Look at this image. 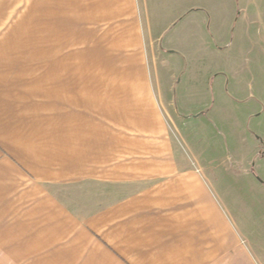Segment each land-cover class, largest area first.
I'll list each match as a JSON object with an SVG mask.
<instances>
[{"label": "crops", "instance_id": "crops-1", "mask_svg": "<svg viewBox=\"0 0 264 264\" xmlns=\"http://www.w3.org/2000/svg\"><path fill=\"white\" fill-rule=\"evenodd\" d=\"M69 2L67 39L44 20L36 35H20L12 27L30 20L0 14V264H241L246 250L210 175L162 140L158 107L174 108L175 96L161 83L149 9L174 10L171 22L188 8L225 6L227 16L234 6L252 10L262 27L254 39L264 42V0ZM110 75L138 78L110 82ZM253 91L232 85L219 97L248 107L239 116L250 147L242 158L229 153L247 174L252 169L241 165L264 157L254 127L260 111L247 101L264 102ZM141 147L149 159L117 161ZM86 177L122 182L119 207L132 214H60L61 183Z\"/></svg>", "mask_w": 264, "mask_h": 264}, {"label": "rangeland", "instance_id": "rangeland-1", "mask_svg": "<svg viewBox=\"0 0 264 264\" xmlns=\"http://www.w3.org/2000/svg\"><path fill=\"white\" fill-rule=\"evenodd\" d=\"M5 4L13 9H0L3 19L30 20L29 26L12 27L22 30L18 34L36 35V22L44 20L46 25H58L67 39L69 24L74 19L69 0H0L1 7ZM227 9L219 5H209L207 10L188 8L172 22L169 18L174 10L149 9L151 34L161 49L157 60L161 83L171 88L170 94L175 96V109L158 107L162 130L168 137L162 140L168 147L175 146L193 166L206 169L218 203L235 226L238 246L245 248L251 264H264V191L253 188L248 181L264 184V157L255 160L252 156L249 165H241L252 169L248 174L233 166L229 153L234 156L236 152L242 158L250 147L247 138L243 139L244 124L239 116L248 107L220 104L219 99L228 86L252 84L253 92L264 102V90H257L261 83L264 85V42L254 39L262 27L255 20L256 12L234 6L227 16ZM174 48L179 51L167 53L166 50ZM76 49L81 50V46ZM101 77L91 76L93 82ZM129 77L110 75L109 81L129 82ZM249 90L246 88V95ZM254 103L252 99L247 101L249 111H260L254 127L264 136V107L258 108ZM140 149L130 155L124 151L117 161L149 159L146 148ZM125 190L117 180L86 177L62 182L60 214H132V210L119 207ZM244 257H240L241 264H248Z\"/></svg>", "mask_w": 264, "mask_h": 264}]
</instances>
